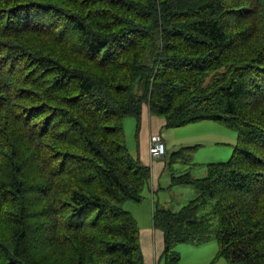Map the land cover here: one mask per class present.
I'll return each mask as SVG.
<instances>
[{"label": "trees", "instance_id": "1", "mask_svg": "<svg viewBox=\"0 0 264 264\" xmlns=\"http://www.w3.org/2000/svg\"><path fill=\"white\" fill-rule=\"evenodd\" d=\"M143 109L153 134L228 127L230 158L183 147L167 166L188 168L154 189L126 144ZM174 187L196 195L152 208L156 264L209 238L211 264H264V0H0V264H147L125 204Z\"/></svg>", "mask_w": 264, "mask_h": 264}, {"label": "rangeland", "instance_id": "2", "mask_svg": "<svg viewBox=\"0 0 264 264\" xmlns=\"http://www.w3.org/2000/svg\"><path fill=\"white\" fill-rule=\"evenodd\" d=\"M125 124L127 149L128 152L135 157L138 150L140 154L144 147V135L143 133H140L139 135L137 134V140L135 129H133V119H126ZM140 128H145L143 119ZM161 133L165 136L164 142L167 147V154L163 157L165 175L162 179H164L165 176H169L171 171L178 174L188 168V165L183 162V159H178L177 162L170 165L171 169L169 170L167 166L170 155L183 147L196 146L195 149L188 151V153H190V158H192L191 162H226L230 158L233 146L236 143V135L234 131L224 125L209 121L169 130L163 129ZM145 149L147 159L150 160L148 142L145 145ZM192 173L194 176L201 177L204 175V169L196 167L192 170ZM160 186L162 187L161 184ZM195 195L196 192L192 187H174L169 191L160 190L158 193H154L152 199L148 197V201H144L140 206L127 203L125 204V210L131 212L136 218L138 217L139 212H145L147 215V221L140 219H138V221L139 225L147 230L151 228L150 212L155 205L165 206L172 211H176L186 204L187 201L195 197ZM163 198L164 200H162ZM217 249V243L214 238L202 241L192 240L178 244L174 247V250L180 255L181 264H211L217 253ZM157 264L164 263L161 260ZM214 264H228V262L225 259L220 258L217 259Z\"/></svg>", "mask_w": 264, "mask_h": 264}, {"label": "crops", "instance_id": "3", "mask_svg": "<svg viewBox=\"0 0 264 264\" xmlns=\"http://www.w3.org/2000/svg\"><path fill=\"white\" fill-rule=\"evenodd\" d=\"M142 119H143V122L145 124V128L141 129L139 127L138 135L140 133H143V135H144V147L141 150V153L139 154V150H138V152L135 156L139 155L142 163L144 165L150 167L151 172H152L153 181H154L153 188L155 189L156 182L161 184L163 188H166V186L168 185L169 178H168V176L167 177L165 176V178L162 179V177L165 175V165L163 162V158L155 159V158H151L149 156L150 160H148L147 156H146V149H145V145L148 142L149 136L151 134L157 132V130L160 127V125L162 124V122L160 119L153 118L152 116H150L147 113L146 109H143V111H142L141 121H142ZM133 121H134L133 129H135V125H136L135 119H133ZM193 125H195V124H193ZM125 128H126V124H125ZM162 135L165 139V136L163 133H162ZM161 179H162V181H161ZM162 200H164V198ZM145 201H148V199H146ZM149 211H150V209H149ZM151 213H152V211L150 212V215H151ZM135 219L137 220L138 225H139L138 219L143 220V221H147V215L145 214V212L141 211V212H139L138 217L137 218L135 217ZM150 222H151V217H150ZM139 228L141 229V232H142V241H143V245L146 249V253H147V256H146L147 261L146 262H147V264H156V261H157L158 257L160 256V253L162 251L161 236L158 232H155L152 234L151 228L146 230V229H144V227H142L140 225H139Z\"/></svg>", "mask_w": 264, "mask_h": 264}, {"label": "built area", "instance_id": "4", "mask_svg": "<svg viewBox=\"0 0 264 264\" xmlns=\"http://www.w3.org/2000/svg\"><path fill=\"white\" fill-rule=\"evenodd\" d=\"M149 151L152 158L158 159L165 155V144L162 136L153 134L149 140Z\"/></svg>", "mask_w": 264, "mask_h": 264}, {"label": "bare ground", "instance_id": "5", "mask_svg": "<svg viewBox=\"0 0 264 264\" xmlns=\"http://www.w3.org/2000/svg\"><path fill=\"white\" fill-rule=\"evenodd\" d=\"M173 13H176V12H173ZM171 14H172V13H171ZM171 14H170V15H171ZM177 14H178V13H177ZM178 15H180V14H178ZM180 16H181V15H180ZM176 17H177V16H176ZM178 17H179V16H178ZM167 18H168V17H167ZM174 19H175V18H174ZM179 19H180V18H179ZM169 20H171V19H169ZM43 59H44V58H43ZM43 61H44V60H43ZM45 61H46V60H45ZM47 62H48V61H46V62H44V63H47ZM44 63H43V64H44ZM47 64H48V63H47ZM47 64H46V65H47ZM43 66H45V65H43ZM47 66H49V65H47ZM39 67H40V66H39ZM45 68H46V67H45ZM48 68H49V67H48ZM38 70H39V69H38ZM45 70H46V69H45ZM39 71H40V70H39ZM42 71H43V70H42ZM44 72H48V71H44ZM40 73H41V71H40ZM38 75H39V73H38ZM43 75H45V74H43ZM45 77H47V76H45ZM47 78H48V77H47ZM42 80H43V79H42ZM42 80H41V81H42ZM45 80H46V79H45ZM47 80H48V79H47ZM43 81H44V80H43ZM49 82H51V81L49 80ZM47 83H48V81H47ZM47 83H46V81H45V86H46V87H48V84H50V83H48V84H47ZM46 84H47V85H46ZM50 85H51V84H50ZM51 86H52V85H51ZM54 86H55V84H54ZM55 88H56V87H55ZM55 88H54V89H55ZM47 89H49V88H47ZM51 89H52V88H50L49 90L51 91ZM55 90H56V89H55ZM55 90H53V93H55ZM53 93H52V94H53ZM56 94H57V91H56ZM32 136H33V135H32ZM35 138H37V137L35 136ZM37 139H38V138H37ZM27 141H28V140H27ZM30 143H31V142H30ZM37 143H38V142H37ZM39 144H40V143H39ZM36 146H38V145L36 144ZM42 146H43V145H42ZM10 166H11V165H10ZM5 168H6V167H5ZM25 169H26V168H25ZM28 169L30 170V168L27 167V170H28ZM21 170H22V169H21ZM21 170H20V171H21ZM23 170H24V169H23ZM77 224H78V223H77ZM78 225H79V224H78Z\"/></svg>", "mask_w": 264, "mask_h": 264}, {"label": "clouds", "instance_id": "6", "mask_svg": "<svg viewBox=\"0 0 264 264\" xmlns=\"http://www.w3.org/2000/svg\"><path fill=\"white\" fill-rule=\"evenodd\" d=\"M153 134H151L150 136H149V138H148V148H149V140H150V137L152 136ZM157 135H161L162 136V139H163V142H164V137H163V135H162V133H160V134H157ZM164 144H165V142H164ZM165 148H166V145H165ZM167 154V148H166V151H165V155ZM164 155V156H165ZM164 156H162L161 158H163ZM151 157V156H150ZM152 158V157H151ZM158 159H160V158H158Z\"/></svg>", "mask_w": 264, "mask_h": 264}]
</instances>
